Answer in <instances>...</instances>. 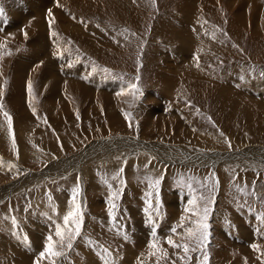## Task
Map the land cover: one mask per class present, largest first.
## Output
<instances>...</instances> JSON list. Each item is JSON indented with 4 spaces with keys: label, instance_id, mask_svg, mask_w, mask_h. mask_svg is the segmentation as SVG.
Wrapping results in <instances>:
<instances>
[{
    "label": "rangeland",
    "instance_id": "obj_1",
    "mask_svg": "<svg viewBox=\"0 0 264 264\" xmlns=\"http://www.w3.org/2000/svg\"><path fill=\"white\" fill-rule=\"evenodd\" d=\"M6 5L18 17L14 23L0 0V37L22 36L7 45L0 39V264H204V251L207 264H264V161L237 157L243 150H264V0H8ZM23 21L29 27L25 34L19 28ZM17 66L24 74L31 71L32 79H24L32 82L31 94L28 83L12 81ZM73 66L83 69L79 79L87 85L112 88L79 94L72 85L76 96L60 93L69 73L64 68ZM41 73L51 79L48 85L56 84L54 100L64 98L58 105L73 110L58 125L44 111L49 95L40 85ZM13 95L26 101L31 123L14 114ZM4 112L12 117L11 136ZM207 134L223 140L224 150L237 159H209L221 150L198 140ZM77 183L81 234L69 248L55 228L63 230ZM200 197L210 201L203 248L186 231L195 227V208L205 206ZM49 235L60 257L39 256ZM168 238L195 251L185 256Z\"/></svg>",
    "mask_w": 264,
    "mask_h": 264
},
{
    "label": "bare ground",
    "instance_id": "obj_2",
    "mask_svg": "<svg viewBox=\"0 0 264 264\" xmlns=\"http://www.w3.org/2000/svg\"><path fill=\"white\" fill-rule=\"evenodd\" d=\"M8 0H3V9L4 10H6V13H8L9 15H10V18H11V20L15 23V21L17 20V18L16 17H18V15L13 11V9H12V6H8V5H6V2H7ZM70 2H73V0H69ZM76 1V0H75ZM80 2H81V0H80ZM231 6H234L235 5V3L234 2H230L229 3ZM55 5V4H54ZM2 7V6H1ZM8 8V9H7ZM12 9V10H11ZM5 12V11H4ZM39 11H37V13H38ZM45 13L47 12V11H44ZM240 13V12H239ZM7 14V15H8ZM24 14V13H23ZM40 14V13H39ZM32 15V14H31ZM56 15V14H55ZM39 16V15H38ZM241 16V15H240ZM240 18V17H239ZM20 20V19H19ZM35 20V19H34ZM46 20V19H45ZM67 20V19H66ZM65 20V21H66ZM11 21V22H12ZM26 21V20H25ZM67 22V21H66ZM13 23V24H14ZM16 23H18V22H16ZM23 24L19 27V28H23L22 29V33L23 34H25V30L24 29H26V32H28L29 31V27H26V26H28L27 24H28V22H26V23H24V21L22 22ZM65 23V22H64ZM19 24V23H18ZM17 24V25H18ZM32 24V23H31ZM67 24V23H66ZM32 27H34V29L35 30H37V29H39V24H35L34 26H32ZM44 27V26H43ZM42 28V27H41ZM11 30V29H10ZM17 30V29H16ZM19 30V29H18ZM32 30V29H31ZM47 30V29H46ZM48 31V30H47ZM2 34H3V32H2ZM4 34H6V35H8L9 33L8 32H6L5 31V33ZM15 35H11V37L10 38H7L6 39V37H0V39H2L1 41H2V43H4V44H8L9 43V41L10 40H12V38H15L16 37V33H14ZM20 34V33H19ZM5 35V36H6ZM21 35V34H20ZM20 35H17V37L18 36H20ZM22 36V35H21ZM183 40V39H182ZM38 41V40H37ZM185 42V41H184ZM34 46L36 45V46H38L39 44L38 43H36L35 41H34ZM29 44H30V46L33 48V44L32 43H30L29 42ZM0 47H4L2 44H0ZM37 50V49H36ZM40 51V50H39ZM38 53V52H37ZM34 55V54H33ZM65 59H63L62 61H64ZM61 61V62H62ZM69 61L67 60V62H66V64L68 63ZM43 63V62H42ZM59 63H60V60H59ZM60 65V64H59ZM73 65V64H72ZM69 66V65H68ZM67 66V67H68ZM32 67V66H31ZM30 67V68H31ZM48 67V66H47ZM66 67V66H65ZM74 67V66H73ZM80 67V66H79ZM79 67H74L75 69H73V70H71V71H68L67 70V68L65 69L64 68V70L66 71V72H72L73 73V76L71 75V73L68 75L67 74V83H63V82H61V83H63L64 85L63 86H65V87H63V88H61V90H59L60 91V93H61V91L63 92V94H67V95H70V96H72V97H74V96H76V93L74 92V90H77L78 92H79V94H83L84 92H89V89H92V90H96L95 92H99V91H103V90H105V89H108V88H112V86L111 85H109V84H102L100 87H99V85L101 84V83H99V82H94V85L93 86H90V85H92V84H89V85H87L85 82H83V81H86V79L85 80H83V81H81L80 79H79V71H80V69L81 70H83L81 67L79 68ZM29 68V67H28ZM24 69L25 68H21V67H19V66H17L16 67V72L14 71V76H13V78H12V81L15 83V84H17V83H20L21 82V84H22V82L23 83H28L29 81H24V79L25 78H28L29 80H31L32 79V77H33V75L31 74V71H28V75H27V73H25L24 74ZM79 69V70H78ZM36 70V69H35ZM24 71V72H23ZM45 72H46V69L44 70ZM48 75V74H47ZM47 75H46V77H47ZM235 75V74H234ZM65 76H66V73H65ZM41 83H40V85H42V86H45L44 88L42 87V89H45L46 90V92L48 93L47 95H49L48 97L49 98H46V99H48L47 101H46V103L44 102V111H46V113L48 114L47 116H50L51 118H53V120H51V123H53L54 122V124H57V122L58 123H60V121H62V117L63 116H69V115H73V110L71 111L70 109H68V108H61L59 105H58V103H61V102H65L64 101V98H62V99H57V100H60L58 103L56 102V100H54V96L55 95H53L54 93H55V89H56V84L55 85H48L49 84V82H51V79H46L45 77H44V74H42L41 73ZM84 78V77H83ZM27 79V80H28ZM58 79V78H57ZM60 80H62V79H60ZM54 81H58V80H54ZM66 81V80H65ZM236 81V80H235ZM87 82V81H86ZM46 84V85H45ZM96 84V85H95ZM72 85H74V86H76V87H73V89H71L69 86H72ZM98 85V86H97ZM17 85H15V87H16ZM86 86H88V87H86ZM89 88V89H88ZM114 88V87H113ZM229 88V87H228ZM24 91V90H23ZM108 91H110V90H108ZM113 92V91H112ZM96 94H99V93H96ZM41 96H42V94H40ZM52 97H51V96ZM87 96H88V94H86ZM16 95H13V96H11V98L10 99H12V101H10V105L12 106V108L13 107H15V112H14V114L17 116L18 114L20 115V116H23L24 118H25V120L27 121V122H29V123H31V121H30V119H28L29 117H27V114H28V106H27V108L25 107V105H26V101L22 98V96L18 99V98H16L15 97ZM56 97V96H55ZM83 97V96H82ZM115 98V97H114ZM113 98V99H114ZM68 99V98H67ZM70 99V98H69ZM84 100V99H83ZM217 100V99H216ZM215 100V101H216ZM219 100V99H218ZM55 103H57V104H55ZM68 100H66V102H67ZM84 101H86V100H84ZM94 101H95V99H94ZM237 101V100H236ZM217 102V101H216ZM239 102V101H238ZM232 103H233V101H232ZM240 103V102H239ZM250 103V102H249ZM235 104V103H234ZM233 105V104H232ZM244 105H246V104H244ZM259 105V104H258ZM94 107L92 108L91 107V110L93 111V113L95 112V110H97L98 108H95V106L96 107H98L97 105H96V102H95V105H93ZM222 106V105H221ZM235 107H237L236 105H235ZM234 106H233V110H234V108H235ZM251 107V106H250ZM90 109V108H89ZM94 109V110H93ZM237 109H240V108H237ZM232 110V109H231ZM243 111V110H242ZM70 112L72 113V114H70ZM82 112V111H81ZM237 112H239V111H237ZM97 113V112H96ZM104 113V112H103ZM86 114V113H85ZM106 114V113H105ZM180 114V113H179ZM63 115V116H62ZM87 115V114H86ZM165 118V117H164ZM246 117H244V119H245ZM250 119V118H249ZM118 120V119H117ZM246 120V119H245ZM179 122H180V120H179ZM122 123V122H121ZM58 125V124H57ZM56 125V126H57ZM186 126V125H185ZM123 127V126H122ZM187 128H188V126H186ZM185 127V128H186ZM57 128V127H56ZM59 128V127H58ZM181 128V127H180ZM190 129V128H189ZM179 131V130H178ZM191 131H192V129H191ZM160 132V131H159ZM195 132V131H194ZM257 134V133H256ZM174 135H176V134H174ZM191 135V134H190ZM192 136V135H191ZM208 134L206 135V137H203L202 136V138H197L198 140H201V142L205 145V146H207L208 148H212V147H215L216 149H219V150H221V151H218V152H220V154L219 153H217V154H215L213 157H209V159H213V160H215L216 161V159L218 160V159H222V158H219L220 157V155L222 156L223 155V157L224 158H226V160L228 159V158H231V157H235L237 154H238V156L237 157H239V158H247V157H251L252 158V160H254V161H257V162H259V161H261V162H263L264 161V159H262V157H264V150L262 149H257L256 151H251L252 149H249V151H251V153H248V150H243L244 152H241V153H237V154H234V153H229L228 154V152H226L224 149H225V146H226V144H225V146H224V141L223 140H220V139H215V138H213V140L212 139H209L208 137ZM216 136V135H215ZM212 137V136H211ZM194 139V138H193ZM191 141V140H190ZM131 142V141H130ZM137 142V141H136ZM198 142V141H197ZM231 142H233V140L231 141ZM244 142V141H243ZM234 143V142H233ZM238 144H240L239 142H237ZM236 143V144H237ZM245 144V143H244ZM244 144H243V147H244ZM146 145V144H145ZM234 145V144H233ZM232 145V146H233ZM242 145V144H241ZM240 145V146H241ZM147 146V145H146ZM246 146V145H245ZM145 147V146H144ZM167 147V146H166ZM248 147V146H247ZM238 148H239V146H238ZM241 148V147H240ZM251 148V147H250ZM241 149H243V148H241ZM247 149V148H246ZM154 151V150H153ZM156 151V150H155ZM222 151H225L226 153H221ZM237 151V150H236ZM233 152V151H232ZM239 152H240V150H239ZM152 153V152H151ZM150 153V154H151ZM157 153V152H156ZM149 154V153H148ZM216 156V157H215ZM219 156V157H218ZM172 157V156H171ZM170 157V158H171ZM237 157H235L236 159H237ZM173 158V157H172ZM191 157H187L186 159H187V161L190 159ZM206 158V157H205ZM223 158V159H224ZM178 159V158H177ZM182 159V158H181ZM196 159V158H195ZM194 159V160H195ZM231 159H233V158H231ZM206 160V159H205ZM234 160V159H233ZM239 160V159H238ZM242 160H244V159H242ZM196 161V160H195ZM200 161V160H199ZM214 161V162H215ZM230 161V160H229ZM213 162V161H212ZM142 163V162H141ZM189 163V162H188ZM179 164V163H178ZM220 164V163H219ZM255 164V163H254ZM193 165H195V164H193ZM215 165V164H214ZM228 165V164H227ZM230 165H232V164H230ZM249 165V164H248ZM256 165V164H255ZM216 166V165H215ZM250 166V165H249ZM246 168H248V167H246ZM223 173H225V172H223ZM246 174V173H245ZM221 179H222V177H221ZM232 179V178H231ZM224 180V179H223ZM223 183V182H222ZM224 186V185H223ZM222 188V187H221ZM224 192H225V190H224ZM223 192V193H224ZM221 193V191H219L218 192V195ZM169 194V193H168ZM222 196V195H221ZM181 197V196H180ZM222 198V197H221ZM220 198V195H219V197H217V200H219V199H221ZM171 204V203H170ZM175 205V204H174ZM175 209H176V207H175ZM174 208H173V210H175ZM171 212H172V210H171ZM220 219V218H219ZM239 223V222H238ZM135 225V224H134ZM136 227V226H135ZM137 229V228H136ZM134 230H135V228H134ZM239 230V229H238ZM140 231V230H139ZM142 231V230H141ZM243 232H244V230H243ZM242 232V233H243ZM159 233H160V231H159ZM137 234V233H136ZM140 234H142V232L140 233ZM144 234V233H143ZM41 235V234H40ZM242 237H243V239H245V237H246V235L245 234H243L242 235ZM253 237V236H252ZM241 238V237H240ZM134 239H136V238H134ZM218 239V238H217ZM225 239V238H224ZM137 240V239H136ZM135 240V241H136ZM223 240V239H222ZM246 240V239H245ZM138 241H140V240H138ZM133 242V241H132ZM252 242V241H251ZM235 243V242H234ZM240 243V242H239ZM249 243V242H248ZM136 244V243H135ZM141 244V243H140ZM242 244V243H241ZM138 245V244H137ZM242 246V245H241ZM242 247H244V243H243V246ZM247 247V246H246ZM141 248V247H140ZM237 250V249H236ZM29 251V250H28ZM30 252V251H29ZM32 252V251H31ZM27 253V252H25V253H27V255L28 254H32V253ZM25 253H23L24 255H26ZM22 254V255H23ZM21 255V254H20ZM23 257V256H22ZM31 257V256H30ZM25 258L26 259H28L26 256H25ZM138 258V257H137ZM139 259H140V257H139ZM29 260V259H28ZM22 262V261H21Z\"/></svg>",
    "mask_w": 264,
    "mask_h": 264
},
{
    "label": "snow or ice",
    "instance_id": "obj_3",
    "mask_svg": "<svg viewBox=\"0 0 264 264\" xmlns=\"http://www.w3.org/2000/svg\"><path fill=\"white\" fill-rule=\"evenodd\" d=\"M49 16H51V11H49ZM51 27V24H50ZM53 35H55L53 33ZM69 67H71V65H69ZM261 76L264 77V71L261 72ZM244 77H241V80H243ZM137 80H139V77H137ZM129 88H136V85H129ZM27 90L29 92V94H31L32 92V82L29 81L28 85H27ZM4 95V90L3 87L0 86V100H2ZM31 107V104L29 105ZM3 105L0 104V110H2ZM32 112L33 115H36V110L35 108H32ZM4 117L7 119L8 122V132L9 135H12V117L7 113L4 112L3 113ZM125 118L128 119V115H125ZM77 119H79V115L77 114ZM193 131H195V129H193ZM221 135H223V133H221ZM226 143H228V147L231 148V144L230 142L227 141V139L225 140ZM15 142L13 141V144ZM123 169H120V172H122ZM119 173H117L118 175ZM115 179V177H114ZM209 179V178H206ZM210 179L215 180V176L214 174L210 177ZM160 183V180L157 179L155 181V185H158ZM202 187L206 186V185H201ZM215 185H212V187H214ZM189 188H191V185L189 184ZM238 191H243L242 188H238ZM80 194V186L79 183H77L76 187L72 189V199L70 201V204L72 205V209L63 217V221H64V226H63V230L61 228V225L57 224L56 228H55V236L58 237L61 241V245H63V243L65 241H67V246L69 248L72 247V241L75 240V238L77 236H79L81 234V224H82V210L80 208L79 203L77 202V197ZM112 196L114 198H119L118 197V193L114 192L112 193ZM199 199L204 200L205 206L203 207V209L200 208H195V210L193 211V215H195L198 219L196 221H194L195 223V227L194 228H188L187 234L188 237L191 238L192 240H195L197 243H199L201 245V247L203 248L206 243L208 242V237H209V224H208V216L210 213V208L207 206L208 203L210 202L208 200V198L206 197H200ZM188 203L190 205H195L196 201L195 200H189ZM159 204V200L157 197V202H156V206L158 207ZM149 205H151V201H149ZM116 208L115 203L111 204V208L109 209V216L111 217L113 215V209ZM185 211H188V209H185ZM185 218L182 216L181 217V221H183ZM149 223L152 222L151 217L149 218ZM13 224H15V219L13 218ZM153 235L155 236V228H153ZM172 233H176V227H173L171 229ZM127 237H125L126 239ZM167 243L176 249H182L185 256H188V254L190 253V251H195V249H191L190 246L185 243V244H179L174 242L171 238H168ZM150 247H155V245L150 244ZM251 247L253 249H257V245L256 244H252ZM105 254H108V249H104ZM62 255V252L57 251L54 243H53V238L51 235H49L47 237V242L44 245V249L43 251H41L39 253V256L41 258H49V257H60ZM166 255V254H165ZM183 259V258H181ZM189 259H191V257H189ZM208 261V253L206 251L203 252V262L204 264H207ZM36 264H39V261L36 262ZM52 264H55L54 261H52Z\"/></svg>",
    "mask_w": 264,
    "mask_h": 264
},
{
    "label": "crops",
    "instance_id": "obj_4",
    "mask_svg": "<svg viewBox=\"0 0 264 264\" xmlns=\"http://www.w3.org/2000/svg\"><path fill=\"white\" fill-rule=\"evenodd\" d=\"M228 3H230V1H228Z\"/></svg>",
    "mask_w": 264,
    "mask_h": 264
}]
</instances>
